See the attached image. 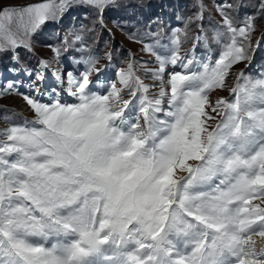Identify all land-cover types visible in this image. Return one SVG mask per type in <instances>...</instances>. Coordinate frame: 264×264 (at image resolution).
<instances>
[{
  "label": "snow or ice",
  "instance_id": "obj_1",
  "mask_svg": "<svg viewBox=\"0 0 264 264\" xmlns=\"http://www.w3.org/2000/svg\"><path fill=\"white\" fill-rule=\"evenodd\" d=\"M76 5L104 27L119 0L0 5V53L18 62V48ZM231 8L218 6L227 40L215 59L181 56L179 29L168 55L145 45L158 85L144 84L131 63L117 73L123 88L104 84L108 66L95 56L83 71L56 73L75 103H42L35 84L29 94L0 85L35 116L0 131V264H264L254 238L264 241V72L241 71L228 84L233 66L254 57L255 32L253 18L237 23ZM216 89L229 97L213 101Z\"/></svg>",
  "mask_w": 264,
  "mask_h": 264
},
{
  "label": "rangeland",
  "instance_id": "obj_2",
  "mask_svg": "<svg viewBox=\"0 0 264 264\" xmlns=\"http://www.w3.org/2000/svg\"><path fill=\"white\" fill-rule=\"evenodd\" d=\"M31 2L32 0H0V5L22 6ZM202 3H204L202 0H119V7L104 13V27L100 26L98 17L91 8L73 6L62 16L46 22L34 33L30 39V49L20 47L16 50L15 55L19 57L18 62L13 59L14 53H0V74L2 77H7V80H11L22 94L31 93L33 85H38L43 93L39 97L42 103L56 99H49L53 89L57 93L64 88V85L57 81L56 73L63 68L65 72L83 71L85 65L82 61L89 56L100 58V65L108 66L106 72H109L111 66L117 72L119 69H126L132 60L134 74L138 75L144 84L155 82L156 80L154 81L148 70L157 67L156 57L144 50V47L146 44L151 45L158 54H170L175 47L172 41L176 29L180 30L181 56L187 54L197 60L210 57L215 59L223 49L227 37L218 35L223 32L218 24V20L221 21L218 11L220 5H211L208 11H205L201 7ZM228 4L232 5L229 11L237 23L243 22L246 17H252L255 24L252 48L254 57L250 65L249 62H241L233 66L228 75V84L234 85L237 74L241 71L245 76L250 77H255L257 70L258 74L264 72V42L259 48L255 47L256 42L264 37V14L259 11V0H231L225 2L224 5ZM167 15L171 18L170 22L167 21ZM198 15L203 17L200 20L207 34L209 47H207L206 40L203 42L197 40V36L201 37L203 34L200 20L197 22ZM191 29L192 34H190ZM185 33H187L186 36ZM76 35H79L81 40L77 41ZM184 39L186 42L191 41L190 47L184 43ZM196 42L198 45L195 46ZM53 49H59V55ZM211 50L217 56L213 54L210 56ZM106 54H111V61L106 58ZM78 61L81 63H77ZM41 62H47L49 67L42 68ZM14 65L17 70L5 71V69H12ZM249 67L251 70L256 68V72L249 71ZM29 70H33V73L43 72V81H36L34 75L30 77ZM115 78L114 73L110 82H115ZM3 86L6 85L3 84ZM16 89L0 94V123L2 124L0 131L11 127L12 124L35 119L33 110L23 99V95L17 94ZM156 93L154 90H149V96ZM215 93L217 98L229 97L226 89H216L210 94V99ZM123 98L132 99L128 95V88H124ZM61 101L64 103L77 102L75 98L68 100L67 96H64ZM134 103L138 105V99ZM22 105L26 106V111L22 112Z\"/></svg>",
  "mask_w": 264,
  "mask_h": 264
},
{
  "label": "bare ground",
  "instance_id": "obj_3",
  "mask_svg": "<svg viewBox=\"0 0 264 264\" xmlns=\"http://www.w3.org/2000/svg\"><path fill=\"white\" fill-rule=\"evenodd\" d=\"M82 67V66H81ZM78 68H80V67H78ZM65 72V69L63 68L61 71H60V73H64ZM114 73H115V82H117V85H118V87H121V88H123L124 86L123 85H120L119 84V76H118V72L116 71V69L113 67V66H111L110 67V70H109V72H106L105 73V75H102L101 76V82H103L104 84H110L111 82H110V80L113 78V75H114ZM7 77H3V79L2 80H0V85H3L4 84V81H6L7 79H6ZM155 81V80H154ZM147 85H158L159 84V81H155V82H149V83H146ZM63 90H65V92H63ZM63 90H61V91H57V93L55 92V94H53V92H51V94L49 95V99H53V98H57V97H59V98H63L64 96H67V98H68V100L69 99H72V98H75V97H73V96H71L70 94H69V92L67 91V84L65 83L64 84V88H63ZM149 90H155L157 93H158V91H159V88H158V86L157 87H150L149 88ZM122 96H123V93H122ZM125 98V97H124ZM216 98H217V94L215 93V94H213L212 96H211V99L212 100H216ZM15 100H17V99H15ZM22 107L24 108H21L22 109V112L23 111H26V106L25 105H22ZM137 107H138V105H137ZM165 107H166V105H165ZM2 124L0 123V126H1ZM255 238V237H254ZM256 240H257V244L258 245H264V241H262L260 238H255Z\"/></svg>",
  "mask_w": 264,
  "mask_h": 264
},
{
  "label": "water",
  "instance_id": "obj_4",
  "mask_svg": "<svg viewBox=\"0 0 264 264\" xmlns=\"http://www.w3.org/2000/svg\"><path fill=\"white\" fill-rule=\"evenodd\" d=\"M40 0H34V1H32L31 3H34V2H39Z\"/></svg>",
  "mask_w": 264,
  "mask_h": 264
}]
</instances>
